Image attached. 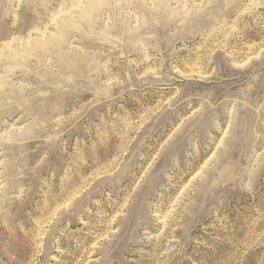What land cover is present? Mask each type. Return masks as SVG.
<instances>
[{
  "label": "rangeland",
  "instance_id": "374dc122",
  "mask_svg": "<svg viewBox=\"0 0 264 264\" xmlns=\"http://www.w3.org/2000/svg\"><path fill=\"white\" fill-rule=\"evenodd\" d=\"M0 264H264V0H0Z\"/></svg>",
  "mask_w": 264,
  "mask_h": 264
}]
</instances>
